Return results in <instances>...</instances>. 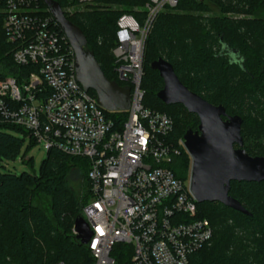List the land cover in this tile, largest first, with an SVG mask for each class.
I'll return each mask as SVG.
<instances>
[{
  "label": "trees",
  "instance_id": "obj_1",
  "mask_svg": "<svg viewBox=\"0 0 264 264\" xmlns=\"http://www.w3.org/2000/svg\"><path fill=\"white\" fill-rule=\"evenodd\" d=\"M53 1L62 10L73 4L70 0ZM223 1L179 0L175 12L157 16L146 37L140 82L142 105L171 118L173 129L167 138L169 142L176 143L187 129L193 130L194 123L188 124L185 118L193 119L196 124L198 118L187 113L181 105L165 106L156 98L162 80L149 69V64L159 58L172 66L188 90L213 106H223L227 115L241 117L240 135L244 150L246 139L264 133V0L238 1L240 7L236 11L247 17L235 21L221 15L231 10L224 5L229 1ZM146 2L94 0L89 10L66 17L85 36L87 47L103 75L119 86L125 83L118 80L110 53L116 44V20L122 13L140 19L143 12H135L134 7H143ZM208 5L219 10L217 15L202 19L195 14L208 11ZM35 70L34 65L17 67L12 63L11 47L0 30V80L12 77L22 81ZM89 94L95 96L92 91ZM105 114L116 128L126 120L124 112ZM13 130L28 138V134L19 128L0 125V264H90L88 250L72 234L74 221L81 217V205L89 199L88 161L51 148L37 173L15 175L4 171V164L14 161L22 147V139L9 132ZM29 140L33 145L34 142ZM255 147L256 151L245 152L252 157L264 156V148ZM180 151L170 168L177 178L185 180L190 159L183 149ZM31 160L24 159L23 163L29 166ZM72 169L81 172L86 191V196L80 197L82 204L69 180ZM39 195L48 199L47 211L35 205ZM229 196L238 201L250 216L218 203L197 205L200 215L212 227V239L214 230L217 238L206 253V246L194 253L189 264H248V259L252 264H264V181L231 182ZM217 209L223 216L220 219L214 218ZM223 222H230L240 234L248 235L254 241L248 259L242 257L243 250L240 251L231 238V231L221 226Z\"/></svg>",
  "mask_w": 264,
  "mask_h": 264
},
{
  "label": "built area",
  "instance_id": "obj_2",
  "mask_svg": "<svg viewBox=\"0 0 264 264\" xmlns=\"http://www.w3.org/2000/svg\"><path fill=\"white\" fill-rule=\"evenodd\" d=\"M93 1L70 0L66 7ZM41 3L0 0L12 63L36 67L22 81L0 80V125L21 129L46 151L88 161L89 199L80 218L91 233L84 245L90 264H189L212 240V227L199 213L189 173L182 180L170 168L185 151L183 140L168 141L171 118L145 108L140 89L146 37L157 16L179 0H147L140 19L122 13L116 20L115 72L130 88L120 128L76 81L71 47Z\"/></svg>",
  "mask_w": 264,
  "mask_h": 264
},
{
  "label": "water",
  "instance_id": "obj_3",
  "mask_svg": "<svg viewBox=\"0 0 264 264\" xmlns=\"http://www.w3.org/2000/svg\"><path fill=\"white\" fill-rule=\"evenodd\" d=\"M58 24L73 52L75 79L84 91H92L97 105L107 112H125L130 107V88L119 86L102 73L81 30L69 22L53 0H42ZM151 71L162 80L156 98L165 106L181 105L198 118L197 130L187 129L182 137L190 159V191L198 205L218 203L240 214H250L229 196L231 182L264 181V156H249L240 135L242 119L227 115L223 106H213L188 90L175 75L172 66L159 58L150 63ZM236 146V147H235ZM75 240L86 245L91 235L82 218L73 223Z\"/></svg>",
  "mask_w": 264,
  "mask_h": 264
},
{
  "label": "rangeland",
  "instance_id": "obj_4",
  "mask_svg": "<svg viewBox=\"0 0 264 264\" xmlns=\"http://www.w3.org/2000/svg\"><path fill=\"white\" fill-rule=\"evenodd\" d=\"M196 1H201V0H196ZM220 2L222 3L225 1L220 0ZM92 5H94V4L90 3L87 5H72L69 8L66 7L67 10L63 11V12H64L65 17H72L76 12H83V11L89 10L90 7H92ZM224 5L231 8V10L228 12L222 13L221 14L222 16L228 17L230 20H233V21L244 19L245 17H247L246 14L236 11L237 8L240 7V4H238V2L236 4L224 3ZM208 7H209L208 11L201 12V13H195V14L199 15L202 19H207V18H210V17L217 15V11H219V10H217V8L214 5H208ZM134 11L135 12H137V11L142 12L143 7H134ZM166 12H175V10L165 11L163 13H166ZM144 47H145V44H144ZM87 49H88V47H87ZM143 52H144V50H143ZM110 53L112 55V49H111ZM142 69H144L143 55H142ZM185 121H187L188 124L193 122L194 126H193L192 131L197 130L198 122L196 124L194 122V120L190 119V118H185ZM9 132L12 135H15V136L19 137L20 139H22V147H21L19 155L16 157V159L14 161H9V162L4 164L3 170L10 172L12 174H15V175H19L22 172H35V173H37L42 160H44L47 156V151L44 149L43 145L38 144V143H33V145H32L30 143L29 138H27V136H24L22 133H20L18 131L13 130V131H9ZM255 145L261 146L264 148V133H262V135H260L259 137H256V138L251 137L250 139L245 140V150L247 152L256 151L257 148L255 147ZM24 154H25L24 159H28V158L32 159L29 166H27L23 163L24 159H22V156ZM255 156L260 157L259 155H255ZM189 166H190V164H189ZM69 180H70V183H71L73 190L78 194V198H79L80 203L82 204L83 199L81 201L80 197L86 196V193H85L86 191L84 189L83 179L81 177V172L78 169L70 170ZM35 205L38 206L39 208L47 211L48 207H49L48 199L46 197H44L43 195H39L38 200L35 201ZM218 210L219 209H217V212H214V218L216 217L217 219H220L222 214H220L218 212ZM221 226L224 227V229H226V230L229 229V231H231L230 232V236H232L231 238H233L234 241H236L237 246L240 249V251L243 250L241 252L242 257H245V259H248V257L251 256V250L253 249V244H254V241L252 239H250V236L240 234V231L238 229H236V227L233 228V224H231L230 222H227V223L223 222ZM214 227H215V225H214ZM222 231L223 230H220L219 233H222ZM215 237L217 238V234L215 235V230H214V237L209 242V244L206 245L205 253L207 251H209V249L212 248L213 244L215 243ZM246 254H248V255H246ZM248 264H252L250 259H248Z\"/></svg>",
  "mask_w": 264,
  "mask_h": 264
}]
</instances>
